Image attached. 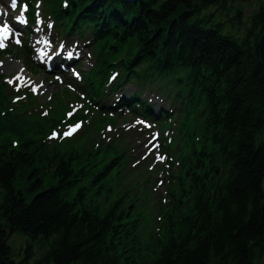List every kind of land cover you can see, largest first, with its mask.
I'll use <instances>...</instances> for the list:
<instances>
[{"label":"trees","instance_id":"obj_1","mask_svg":"<svg viewBox=\"0 0 264 264\" xmlns=\"http://www.w3.org/2000/svg\"><path fill=\"white\" fill-rule=\"evenodd\" d=\"M236 1L71 0L68 30L91 23L105 38L97 73L107 77L111 62L128 55L121 61L125 74L182 87L200 109L194 120L188 110L181 118L190 135L170 163L180 167L157 232L138 214L142 200L130 189L120 193L113 145L96 148L110 161L90 168L91 153L84 148L89 158L82 164L86 152L75 147L81 142L47 143L45 125L10 115L0 89V110L9 115L0 117V264L261 262L264 2L237 36L215 21ZM60 2L53 0L57 17ZM234 10L229 22L239 26L243 13ZM187 121L196 123L192 134ZM7 132L17 133L18 147ZM32 134L39 141H30ZM18 233L26 238L20 252L12 241Z\"/></svg>","mask_w":264,"mask_h":264},{"label":"rangeland","instance_id":"obj_2","mask_svg":"<svg viewBox=\"0 0 264 264\" xmlns=\"http://www.w3.org/2000/svg\"><path fill=\"white\" fill-rule=\"evenodd\" d=\"M263 2H264V0H245V1L244 0H237L236 2H234L232 4V7L230 6V8L228 10V13L227 14H224L225 16H223V15L221 16V15H219L217 13V18L218 19H216L215 21H217L218 23H220V22L226 23L224 31L227 32V33H236L237 36H239L241 34V32H242V29L244 28V25H247L250 17L253 15V13H255L259 9L260 4H262ZM60 4H62V0H61ZM234 7H236V9L241 10L242 13H243V18L241 20L242 24L239 25V26L234 21H233L234 22V25H232V23L229 22L230 19H233L234 18V14H235ZM99 39H102V38L100 37ZM87 43L88 42L84 43L83 45H85ZM103 43H105V40H104ZM88 46L90 48L92 47L91 44L88 45ZM16 56H20V55H16ZM95 56H96V53H95V55H91V57H89V56H87L85 54L84 62H83V66H84V71L85 72L86 71H89L93 67L94 60H95ZM20 58H21V56H20ZM89 58H91L90 62H88ZM7 59H9L10 61H12V65H10V68L5 69V71H7L8 73L11 72V74H13L18 69V63H16L11 57H9ZM47 87L50 88V85H48ZM167 92H169V91H167ZM188 93H189V91H188ZM79 101H82V100H79ZM111 103H112L111 101L108 103L111 107L105 104L106 108L110 109L111 111H115V112L118 111L119 112V109L112 108L113 107V103L112 104ZM198 111H199V109H196V108H194V109L191 110V116L190 117L193 116V120H194V117L196 116V114L198 113ZM127 115H129V114H127ZM7 116H9L7 114V112H5L4 110L3 111L0 110V117L6 118ZM85 116H88V115H85ZM128 117L130 118V120H127V117L125 119H114L115 117L114 118H104L100 122L99 127H100L101 131L103 130L108 135L110 134L109 136H115V135H117L119 133L120 130L122 132V130L125 129L124 126H126V128H127V125H130L132 123V120L134 118L130 117V115ZM187 123L190 124V129L193 128V125H196V123L195 122H192V121H187ZM111 127H112V132H108L107 129H109ZM121 128H124V129H121ZM184 132L187 135H190V134L187 133V129L185 127H184ZM7 133L9 135H11V136L17 134L16 132H14V133L13 132L12 133L7 132ZM28 137L29 136L27 135V138ZM33 138H34V134L31 135L30 141H32V140H38L39 141L38 138L37 139H35V138L33 139ZM23 139H25V138L23 137ZM91 139H92V137L91 138H88L83 143L75 144V147L78 150H82L83 151L82 153L86 152L85 157L81 161L82 164H84L86 162V160H88V158H89V152H90L91 155H92V162H90V165H92V166H90V168L91 167L93 168L94 166L97 168L102 163L103 158H106V157H105L104 154H102L101 156H99V153L95 149L93 143L90 142ZM58 142H59V145L61 147H66L67 144H70L69 140H67L66 137L60 138ZM12 143H13V146L14 147H18L20 145V138L18 136H13L12 137ZM84 148L87 149V151H89V152H87ZM114 179L117 182H121V179L117 175L114 176ZM124 183L127 184V182H124ZM114 186L116 188L118 186V184H116V185L114 184ZM114 193L115 194H118V190L115 189L114 190ZM139 215L142 218L145 217L144 214H142V213H139ZM139 215H137V217H139ZM144 223H145V221H144ZM12 241H13V244H15L14 247H16V252H20V250L23 249L25 247V245H26V243H25L26 238H24V236L22 234H20V233H18V235L13 236ZM258 264H264V257L261 260V262L258 263Z\"/></svg>","mask_w":264,"mask_h":264},{"label":"water","instance_id":"obj_3","mask_svg":"<svg viewBox=\"0 0 264 264\" xmlns=\"http://www.w3.org/2000/svg\"><path fill=\"white\" fill-rule=\"evenodd\" d=\"M125 1H127L130 4H137V3H143L145 0H125ZM259 52H260V57H261L263 68H264V33L261 36L260 41H259Z\"/></svg>","mask_w":264,"mask_h":264},{"label":"snow or ice","instance_id":"obj_4","mask_svg":"<svg viewBox=\"0 0 264 264\" xmlns=\"http://www.w3.org/2000/svg\"><path fill=\"white\" fill-rule=\"evenodd\" d=\"M13 7H15V5L13 4ZM8 28L5 27V28H0V47H3L4 44H3V39L4 37H6L8 35ZM19 42V41H17ZM79 127V125H77V128ZM77 128H72L70 131L66 132L65 135H72V133L74 131L77 130Z\"/></svg>","mask_w":264,"mask_h":264},{"label":"bare ground","instance_id":"obj_5","mask_svg":"<svg viewBox=\"0 0 264 264\" xmlns=\"http://www.w3.org/2000/svg\"><path fill=\"white\" fill-rule=\"evenodd\" d=\"M52 37H54V36H52Z\"/></svg>","mask_w":264,"mask_h":264}]
</instances>
